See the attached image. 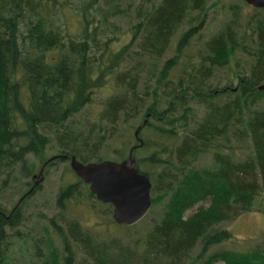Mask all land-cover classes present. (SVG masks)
Listing matches in <instances>:
<instances>
[{
    "label": "trees",
    "instance_id": "obj_1",
    "mask_svg": "<svg viewBox=\"0 0 264 264\" xmlns=\"http://www.w3.org/2000/svg\"><path fill=\"white\" fill-rule=\"evenodd\" d=\"M124 1L0 0V177L6 174L1 184L11 175L18 179V169L30 176L36 168L31 156L44 157L53 138L62 146L58 153L100 160L76 149L73 139L79 136L66 129L68 121L99 89L123 86L122 92L103 99L99 126L104 127L107 118L116 131L120 120L127 121L142 108L144 118L149 113L140 131L141 136L145 131L144 142L133 152L139 168L154 179L153 207L159 216L136 239L99 238L78 219L64 224L57 216L50 217L52 229L42 224L41 234L34 236L32 228L23 231L18 226L26 198L37 186L15 210L6 213L0 206V264H18L14 249L19 240L26 244L21 248L32 245L29 264H264L259 250L214 247L234 236L228 226L218 224L252 209L264 190V90L257 88L264 80V7H257L245 25L234 8V16L200 49L199 64L191 70L187 65V78L175 82L172 70L204 27L209 0H140L131 37L115 48L124 32L112 18L127 10ZM68 10L75 21L66 17ZM74 23L76 28L71 27ZM174 38L176 52L160 61ZM240 50L254 56L251 74L235 85L205 89L204 79ZM236 85V90H223ZM222 93L229 96L220 101ZM166 97H171L169 106L162 110L159 104ZM191 99L204 114L180 135L179 125L186 128L195 110ZM234 138L249 140L248 150L241 145L237 159ZM116 150L119 159L129 154ZM210 151L215 165L194 164ZM85 187L89 197L97 198L81 177L62 182L59 212ZM206 199L209 205L185 216L187 208ZM260 201L264 206V196Z\"/></svg>",
    "mask_w": 264,
    "mask_h": 264
},
{
    "label": "rangeland",
    "instance_id": "obj_2",
    "mask_svg": "<svg viewBox=\"0 0 264 264\" xmlns=\"http://www.w3.org/2000/svg\"><path fill=\"white\" fill-rule=\"evenodd\" d=\"M111 1L112 0H110V2ZM139 1L140 0H125V6H129L127 10L122 11V13L112 18L121 25L120 30L124 32L121 36V41L114 44L115 48H119L123 42L129 40L131 37V24L138 20L137 7ZM232 5L234 7H232ZM208 6L209 13L206 17L207 19L204 27L201 32L191 40L190 45L184 50L180 62L172 70L171 78L175 82L178 81L180 76L187 78L188 74L184 71L187 65V70H191L194 64H199L201 61L200 49L205 47L204 45H206L207 39L234 16V8L238 12L239 21L243 25L247 24L249 20H251V17L258 13V8L245 0H209ZM66 17L70 19L71 22L72 20L75 21L76 15L70 13L68 10ZM187 24L189 25V23ZM71 27L76 28V24H72ZM183 27H186V25ZM175 41L176 38L172 40L170 48H168L160 61L164 62L166 58L176 52ZM253 61L254 56L252 54L240 50L231 57L227 64L216 67L212 75L204 79V88L206 89L209 86L223 87L225 85L238 84L243 75L251 74ZM139 88H143L142 82ZM122 89H124L123 86L115 85L105 86L99 89L95 92L93 101L88 103L82 110L69 119V127L66 129L71 131L72 135L79 136L73 139V145L85 156H100L101 159H119L121 156L117 153L116 149L124 151L125 154H127L129 153L130 146L138 142L135 130L144 119V108L141 109L142 111L138 115L131 117L127 121L123 119L120 120L117 124L118 127L116 131L112 128L107 118L104 119V127L101 128L99 126V118L106 107L103 99L122 92ZM228 96L227 93L220 94V101L225 100ZM170 99L171 97H166L161 100L159 108L162 110L167 108ZM189 104L194 105L195 110L190 114V120L186 128L179 125L180 135L186 133L190 128L195 127L197 120L204 114V108L196 103V101L191 99ZM179 110L177 114L182 112L181 108H179ZM152 120L158 122V119L155 117H153ZM95 122L97 123L96 125H94ZM181 123L183 122H177V124ZM144 135L145 131L142 132L143 137ZM241 145H244L245 147H243V149L247 151L249 140H244L242 143L234 138L232 142V151L235 159L240 157L239 153L242 150V147L240 148ZM230 149L231 148H228L227 151H230ZM61 150L62 146L59 140L53 138L50 147H47L44 153V157L31 156L36 162V168L30 176L23 175L18 169V179H13L11 175L6 184H1L6 174L0 177V206L6 213L12 210L19 198L33 185L35 180L33 179V174L39 172L44 160L55 153L61 152ZM142 153L145 152L140 153V151H137L136 155H141ZM91 160L98 159L94 157ZM215 163V155L212 151L200 154L194 162V164L198 166H212L215 165ZM162 168L163 166H158L157 169ZM62 176H64V179ZM79 177L80 176L72 169L69 159L58 158L52 164L46 165L44 179L40 182L35 192L26 198L27 201L23 209L24 219L18 227L23 231L32 228V235L37 232L34 234V236H36L41 234L40 225L42 224L47 223L52 229L50 217L57 216L58 222H63L64 224L71 218L78 219L83 223L86 229L99 238L117 236L124 239H136L145 234L146 229L150 226V223H152V218L159 216V212L153 207L146 217L132 226L118 224L113 222V206L95 197H89L86 187L82 188L77 197L68 200V206L64 212H59L60 208L57 204V195L61 183L64 181H75L79 179ZM152 180L154 181L153 178ZM263 193L264 190L258 195L252 209L243 210L239 214L233 216V218L227 221L224 220L218 224L219 226H228L234 236L231 240L225 241L214 247L231 248L238 251L259 250L258 257L261 253H264V206L260 201L261 197L264 196ZM76 195L77 193L75 196ZM209 203L210 199L198 201L196 204L186 209L185 216L194 213L200 205L206 206L209 205ZM35 226L37 229L34 228ZM20 244L23 243L19 240L14 249L16 256L15 260L18 264H29L31 261V252L28 251H31L32 245L30 244L29 247L24 246L21 248ZM213 264L226 263L224 260H217Z\"/></svg>",
    "mask_w": 264,
    "mask_h": 264
},
{
    "label": "water",
    "instance_id": "obj_3",
    "mask_svg": "<svg viewBox=\"0 0 264 264\" xmlns=\"http://www.w3.org/2000/svg\"><path fill=\"white\" fill-rule=\"evenodd\" d=\"M245 1L255 7H264V0ZM238 86H227L223 90H236ZM257 88L264 90V80L257 84ZM148 117L149 113L137 126L135 135L138 142L132 145L126 158L84 161L74 153H58L48 157L44 160L39 172L33 174V179H35L33 185L20 197L13 210L44 179V170L50 161L59 157H69L72 169L89 184L96 197L102 202L112 204L113 218L119 224L129 226L138 223L153 207V181L146 172L139 168L133 152L144 142L140 131Z\"/></svg>",
    "mask_w": 264,
    "mask_h": 264
},
{
    "label": "flooded vegetation",
    "instance_id": "obj_4",
    "mask_svg": "<svg viewBox=\"0 0 264 264\" xmlns=\"http://www.w3.org/2000/svg\"><path fill=\"white\" fill-rule=\"evenodd\" d=\"M4 214H6V213H4Z\"/></svg>",
    "mask_w": 264,
    "mask_h": 264
}]
</instances>
